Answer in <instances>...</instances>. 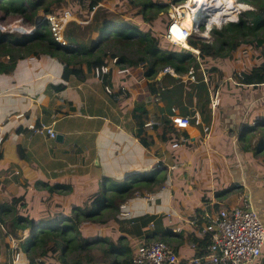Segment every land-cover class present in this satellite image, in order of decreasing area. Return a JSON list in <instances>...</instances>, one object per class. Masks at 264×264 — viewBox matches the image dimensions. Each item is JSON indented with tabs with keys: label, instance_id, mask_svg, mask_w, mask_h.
<instances>
[{
	"label": "crops",
	"instance_id": "0c3cea01",
	"mask_svg": "<svg viewBox=\"0 0 264 264\" xmlns=\"http://www.w3.org/2000/svg\"><path fill=\"white\" fill-rule=\"evenodd\" d=\"M49 60L29 55L12 72L0 71V134L5 137L0 143L1 203H28L34 222L54 223L73 216L77 207L86 208L113 184L111 179L149 170L158 177L155 186L161 187L150 199L135 196L106 222L87 221L81 228L89 239L117 242L125 237L131 255L140 243L164 240L179 255L174 264H193L199 255L189 239L204 237L189 221L201 220L206 207L219 210L247 195L264 221V157L246 152L238 140V130L264 111V102H243L244 111L238 104L221 102L207 120L199 102L154 100L142 66L126 65L130 73L125 76L114 71L109 84L92 74L86 81L72 79L56 89L53 85L62 83L60 70ZM142 103L155 117L174 110L190 116L199 112L204 124H193L186 130L190 141L174 149L153 128L146 129L148 134L140 131L133 109ZM26 123L53 126L63 138L47 139L25 129ZM206 124L211 126L208 132ZM144 136L152 140L150 146L143 143ZM43 184L69 186V191L52 193ZM10 216L0 211V264H32L22 245L30 229L15 226L19 237L14 236L4 224ZM15 249L20 252L17 260Z\"/></svg>",
	"mask_w": 264,
	"mask_h": 264
},
{
	"label": "trees",
	"instance_id": "16d2710c",
	"mask_svg": "<svg viewBox=\"0 0 264 264\" xmlns=\"http://www.w3.org/2000/svg\"><path fill=\"white\" fill-rule=\"evenodd\" d=\"M92 1L93 6L97 7L92 20L87 25L71 22L67 31L69 45L60 47L55 43L47 23L43 22L45 19L40 9L43 8L46 13L59 12L65 0H0V24L3 28H8L11 21L20 18L24 28L22 32L29 33L34 29L30 22H43L33 33L21 34L23 37L20 39L15 36L19 34L0 29V71L12 72L20 59L29 55L44 56L59 68L62 83L53 87L62 89L72 79L88 80L90 75H94L96 67L117 58L116 64L119 66H142L145 69L154 100L175 104L185 100L199 102L200 111L208 120V117L211 118L213 97L217 91L220 92L219 96L222 95L220 84L216 82L215 77L217 73L220 77L224 75L225 70L218 63H230L239 48L249 44L254 50L251 65L240 70L235 69L232 77L238 85L252 86L253 89H260L264 85V0H239L249 6L238 13L237 20L214 26L212 41L192 34L188 43L199 52L187 48H173L166 42V36L155 29L160 20L168 17L165 27L167 31L170 24L169 9L172 4L183 0H129L137 9L136 12L131 9V12L139 21L144 22L143 24L127 18L124 12H116L102 6L101 3L105 0ZM231 2L237 6L234 0ZM1 7L9 8L14 14ZM16 14L26 15L30 22L22 15ZM213 23L211 21L209 24ZM246 49L243 48L241 53H249ZM167 65H172L181 75L194 67L197 71V81L188 82L186 86L182 77L172 74L160 75ZM201 67L204 74L198 71ZM114 71L116 70L113 67L111 73ZM112 74L105 75L104 83H112ZM133 112L140 122L139 129L142 133L148 134L145 124L156 119L153 129L165 142L174 143L181 135L188 136L186 130L174 127L167 115L152 116L145 103L139 104ZM29 124H25V129H29ZM142 139L145 146L152 144L151 139L145 136ZM238 140L246 152L264 157V112L243 124L238 130ZM2 156L0 151V159ZM158 168L157 166L156 169ZM157 180L155 175L144 177L141 172H130L124 180L111 179L113 184L106 187L105 192L88 203L86 208L77 207L73 216L54 223L34 222L29 217L31 205L25 202H0V211L1 215H11V219L4 220V224L14 236L19 237L15 226L22 230L30 229V235L22 245L32 264L40 263V259L41 264H93L98 261L107 264H134L131 247L125 237H121L117 242L101 237L89 239L81 225L87 221L106 222L121 210L122 203L134 198L138 190L152 189ZM42 186L52 193L69 191V186L65 189L57 184ZM198 241V254L201 256L207 252L209 235Z\"/></svg>",
	"mask_w": 264,
	"mask_h": 264
},
{
	"label": "built area",
	"instance_id": "2783aa9c",
	"mask_svg": "<svg viewBox=\"0 0 264 264\" xmlns=\"http://www.w3.org/2000/svg\"><path fill=\"white\" fill-rule=\"evenodd\" d=\"M213 2V0H211ZM210 2V3H211ZM241 5V4H240ZM245 6H249L244 3ZM174 10L178 13V17H182V13L176 8L175 4L172 5ZM211 7H208V9ZM201 12V16L198 17L197 22L202 19L205 22L206 28H212L213 24H209V18H206L205 9ZM243 6H235L233 12L239 13ZM212 10V9H211ZM214 10V9H213ZM212 10V11H213ZM73 12L69 9H64L57 13L47 14L48 26L51 30L53 38L57 44L60 46H67L66 40V30L70 21L74 18ZM172 20L168 26V30L165 34L166 38L171 42L183 44V39L178 33H176L174 26L180 21L176 13L171 14ZM173 18L175 20H173ZM238 16L234 19L228 18L224 20L226 22L230 20H237ZM78 23H86V21H81L74 18ZM203 23V22H202ZM221 24V23H220ZM223 24V23H222ZM2 29H5L1 26ZM36 28V25L34 29ZM195 28V27H194ZM193 28V29H194ZM193 29L186 28L185 40L188 42V38L192 35ZM13 31L12 29H10ZM204 37V35L202 36ZM205 38V37H204ZM185 47L191 50H195L191 45L185 44ZM199 52L198 50H195ZM113 64L116 66L115 70L119 74H129L130 68L127 66H117V58H113ZM114 65L107 64L96 67L94 71V76L104 82V77L106 74H111V70ZM172 74L176 77H182L185 80L192 82L197 81V71L194 67H191L187 73L184 75L179 74L172 65L165 66L160 75ZM128 80V79H127ZM106 90L112 92L110 85L106 84ZM126 86H122L124 92L127 91ZM219 91L213 97L212 108L216 110L221 103V98L219 96ZM167 117L173 123V126L183 130H188L193 124H202L201 115L199 112L195 116H190L186 114H180L176 110L173 113L167 114ZM156 124L155 120H151L145 124L146 128H153ZM204 124V123H203ZM29 127L42 134H45L47 139L55 137L57 131L53 126L50 125H37L35 123L29 124ZM211 127V126H210ZM209 125L206 124L205 131L208 132L210 129ZM152 136H148L151 138ZM5 140V137L0 134V143ZM190 141V137L181 135L179 140H176L173 144V148H180L181 146L187 144ZM215 161L211 160L210 164H214ZM157 168L154 166L153 169ZM22 183H25L23 180ZM160 186H154L153 189L138 190L136 196L145 197L150 199L152 197V192L160 190ZM126 206V202L121 205ZM88 211V210H87ZM171 213L168 216L171 217ZM193 227H200V233L202 237L209 235V243L206 247V253L202 256L195 255L191 262L193 264H202L203 260L207 261V264H254L258 260H263L264 262V221L261 219L257 209L254 207L252 200L246 195L238 203L225 206L219 210H215L209 207L205 208V213L199 219H192L189 221ZM152 226L154 223L152 222ZM180 230V228H178ZM176 228L175 230L178 231ZM26 232V231H25ZM28 233H26V236ZM189 244L191 247L198 250L199 241L195 238L189 239ZM20 252L15 249L13 252L14 260L19 259ZM132 259L134 264H174L179 260V255L173 245L169 244L164 240H154L150 242H143L138 244L132 253ZM39 261V260H38ZM37 264V263H36Z\"/></svg>",
	"mask_w": 264,
	"mask_h": 264
},
{
	"label": "rangeland",
	"instance_id": "374dc122",
	"mask_svg": "<svg viewBox=\"0 0 264 264\" xmlns=\"http://www.w3.org/2000/svg\"><path fill=\"white\" fill-rule=\"evenodd\" d=\"M231 1V0H230ZM236 2V5L238 6H243L244 8H246L247 6L244 5V2H241L239 0H234ZM213 3H215V0H213ZM176 8L179 10V12H185L187 9L191 8L190 7V1L189 0H183L182 2L179 3H174ZM241 4V5H240ZM102 6L109 8L111 10H114L116 12H124L126 14L127 18H132L134 19L138 24H143L144 22H141L137 19L136 15L134 13L131 12V9L134 10V12L137 11V9L132 5V3L129 2V0H105L104 2L101 3ZM173 5V4H172ZM189 6V7H188ZM193 7V5H191ZM5 9L7 10L9 13H13L12 10L7 9V7H1V9ZM61 9H69L70 11L73 12V17L77 18L81 21H86L85 23H80L81 25H87V23L92 20L94 12L96 11L97 7L93 6V1L92 0H65L64 4L62 5ZM41 14L46 13V11H44L43 8L40 9ZM207 12V16L206 17H211V15L214 13V11H205ZM178 17V13L174 10L173 7H171L168 11V16H170V21L172 20V16L171 14H175ZM182 13V16H183ZM22 15L25 19L28 20V18H26V15L23 14H19ZM238 16L237 12H232V14H230L229 16H227L228 18L234 19ZM165 17V16H164ZM227 17H217V20L214 23V26H220L222 23H224V20H227ZM74 18L70 21V23L68 24L67 30L68 31L71 22L75 21ZM168 18V17H167ZM167 18L165 17L164 19L159 21V25L157 27H155L157 32H160L162 35L166 34V21ZM176 19H181V17H178ZM173 20H175L173 18ZM29 21V20H28ZM202 22H203V26L202 27ZM205 22L203 21V19L200 22H197L195 28L192 31V34H194L195 36H203L209 40H213L214 36H213V32H212V28H206L205 27ZM221 23V24H220ZM169 26V25H168ZM8 28L2 29L1 28V24H0V29H2L3 31H10V29H12L13 31H20L22 32L24 30L23 28V23H22V19L17 18L14 19L13 21L10 22V24L7 26ZM86 27V26H85ZM165 30V31H164ZM168 30V27H167ZM164 32V33H163ZM16 39H20L23 36L22 35H15ZM169 44H171L173 46V48H187L185 47V44H181V43H176V42H171L167 39V41ZM247 48L246 50L249 53H241L243 50V48ZM254 52V50L251 48V46L248 45H244L241 46L239 48V50L235 53L234 58L230 61V63H224L222 64L221 62L218 63L219 66H221L222 68H224L225 73L224 75L217 76L219 75V73H217L216 75V82L218 81L220 84V90H221V94L220 97L223 98V102H231L232 105H239L240 109L242 111L246 110L244 106L245 105L243 102H264V85L261 86L260 89H253L254 87L250 86V87H246V86H242V85H238L237 83H235L233 76V72L235 71V69L240 70L242 68H244L245 66L251 65V60H253V56L252 53ZM203 67V66H202ZM201 67L200 70H198L199 72L201 71L202 74H204V70ZM240 72V71H238ZM205 74L208 77V74L205 71ZM209 78V77H208ZM183 80V79H182ZM186 83L191 82L189 80H183ZM185 88V87H184ZM214 88V87H213ZM186 92V91H185ZM185 102V101H184ZM189 102V101H186ZM247 104V103H246ZM243 109H242V107ZM262 110H264V108L261 107ZM257 112V111H256ZM264 112V111H263ZM258 114H260L258 112ZM257 114L254 116L256 117ZM261 158V157H260ZM142 174H144V177H148L150 174L149 170L144 171Z\"/></svg>",
	"mask_w": 264,
	"mask_h": 264
},
{
	"label": "bare ground",
	"instance_id": "6f19581e",
	"mask_svg": "<svg viewBox=\"0 0 264 264\" xmlns=\"http://www.w3.org/2000/svg\"><path fill=\"white\" fill-rule=\"evenodd\" d=\"M189 1L191 8L187 9L184 13L182 12L183 13V16L181 17L182 20L178 21V23L174 26L176 33H178L180 37H182L183 39L182 43L188 45L190 44L187 42V40L184 39L186 36L185 30L186 28L193 29L196 26L198 16H200L199 14L201 10L202 11L204 10L203 9L204 7L207 8L205 9V11L214 9L213 10L214 13L211 15V17L210 16L206 17L209 18L208 21L209 23L211 21L215 22L218 16L219 17L229 16L230 14H232L235 8V4L232 3L230 0H215V3L211 2V0H189ZM191 5H193V7ZM208 7H211V9L210 8L208 9Z\"/></svg>",
	"mask_w": 264,
	"mask_h": 264
},
{
	"label": "clouds",
	"instance_id": "9594fccd",
	"mask_svg": "<svg viewBox=\"0 0 264 264\" xmlns=\"http://www.w3.org/2000/svg\"><path fill=\"white\" fill-rule=\"evenodd\" d=\"M64 10V9H63ZM60 11H62V10H60ZM59 11V12H60ZM50 13H57V12H49V13H44V14H42V16H43V18L45 19V21H43V22H45V23H47V26H48V19H47V14H50ZM12 14H14V13H12ZM16 15H19V14H16ZM30 22V21H29ZM42 21H38V22H35V23H32V22H30L34 27H35V25H36V28L35 29H33V32L34 31H36V29L43 23ZM39 24V25H38ZM78 24H80V23H78ZM86 24V23H85ZM48 28H49V26H48ZM50 29V28H49ZM9 32H11V33H15V34H19V35H21V34H31V33H33V32H29V33H27V32H20V31H9ZM50 32H51V30H50ZM53 36V35H52ZM66 40H67V43H68V39H67V32H66ZM55 41V40H54ZM56 43V42H55ZM57 44V43H56ZM58 46H60L59 44H57ZM68 45H69V43H68ZM60 47H66V46H60ZM188 49V48H187ZM109 61H112V60H109ZM29 129H31L30 127H29ZM32 130V129H31Z\"/></svg>",
	"mask_w": 264,
	"mask_h": 264
},
{
	"label": "water",
	"instance_id": "95a60500",
	"mask_svg": "<svg viewBox=\"0 0 264 264\" xmlns=\"http://www.w3.org/2000/svg\"><path fill=\"white\" fill-rule=\"evenodd\" d=\"M201 12H202V10H201ZM201 12H200V14H199L200 16H201ZM198 17H199V16H198ZM38 25H39V24H38ZM56 138L59 139V140H62L63 135H62V134H57V135H56Z\"/></svg>",
	"mask_w": 264,
	"mask_h": 264
}]
</instances>
